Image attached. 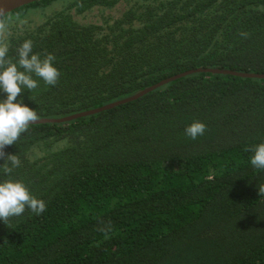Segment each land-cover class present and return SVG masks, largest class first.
Masks as SVG:
<instances>
[{
  "label": "trees",
  "instance_id": "16d2710c",
  "mask_svg": "<svg viewBox=\"0 0 264 264\" xmlns=\"http://www.w3.org/2000/svg\"><path fill=\"white\" fill-rule=\"evenodd\" d=\"M80 2L6 15L9 57L31 39L33 53L57 58L56 86L34 77L38 88L17 97L38 120L198 68L264 74V0ZM194 121L208 128L195 140L185 134ZM260 143L264 80L211 73L100 114L30 125L5 147L21 165L0 167V182L23 181L47 210L0 220V264H264V170L245 150Z\"/></svg>",
  "mask_w": 264,
  "mask_h": 264
},
{
  "label": "clouds",
  "instance_id": "9594fccd",
  "mask_svg": "<svg viewBox=\"0 0 264 264\" xmlns=\"http://www.w3.org/2000/svg\"><path fill=\"white\" fill-rule=\"evenodd\" d=\"M79 6H83L82 0ZM10 20L11 17L0 12V89L7 93V99L0 101V159L6 157V162L0 167L6 174H11L19 167L21 160L18 155L6 156L5 147L16 144L29 125L38 120L37 111L25 105L22 97L17 102V97L24 89L32 92L38 88L39 81L34 77L42 79L46 85L56 86L61 76L59 69L54 66L56 56L49 53L41 58L39 53H33L34 42L31 39L25 40L18 47V59L9 57L7 36L10 34ZM241 35L245 38L248 36L247 33ZM207 130L204 122L194 121L185 129V134L195 140ZM245 150L254 151L251 165L264 170V143ZM258 187L259 193L264 196V185ZM26 209L41 215L47 210V205L43 199L31 194L23 181L8 179L0 182V220L7 223L11 217L22 215ZM100 230L107 235L111 231V224Z\"/></svg>",
  "mask_w": 264,
  "mask_h": 264
},
{
  "label": "water",
  "instance_id": "95a60500",
  "mask_svg": "<svg viewBox=\"0 0 264 264\" xmlns=\"http://www.w3.org/2000/svg\"><path fill=\"white\" fill-rule=\"evenodd\" d=\"M42 0H3L2 3H0V12H3L5 15H8L24 6L30 5L32 3L35 2H40ZM197 73H211V74H218V75H230V76H235V77H240V78H247V79H260V80H264V74H255V73H246V72H236V71H232V70H228V69H213V68H198V69H194V70H190L178 75H175L173 77H170L168 79H165L163 81H161L160 83L151 86L145 90H142L130 97H127L125 99L116 101V102H112L110 104H107L105 106H102L100 108L97 109H93V110H88L85 112H81V113H77L65 118H59V119H40L37 120L35 122H32L30 125H43V124H61V123H67V122H71L80 118H85V117H89V116H93L96 114H100L112 109H115L117 107H120L122 105H126L128 103L137 101L139 99H141L142 97H144L145 95L163 87L166 86L172 82H175L179 79L185 78L187 76L193 75V74H197ZM29 125V126H30Z\"/></svg>",
  "mask_w": 264,
  "mask_h": 264
},
{
  "label": "rangeland",
  "instance_id": "374dc122",
  "mask_svg": "<svg viewBox=\"0 0 264 264\" xmlns=\"http://www.w3.org/2000/svg\"><path fill=\"white\" fill-rule=\"evenodd\" d=\"M54 8H55V10H56V9H60L61 6H60V4H58V5H54ZM120 11H121V10H116L115 13L118 14V13H120ZM110 13H112V11H110ZM34 18L37 19V20H39V18L37 17V15H35Z\"/></svg>",
  "mask_w": 264,
  "mask_h": 264
},
{
  "label": "snow or ice",
  "instance_id": "6c2138e0",
  "mask_svg": "<svg viewBox=\"0 0 264 264\" xmlns=\"http://www.w3.org/2000/svg\"><path fill=\"white\" fill-rule=\"evenodd\" d=\"M3 2V0H0V3H2Z\"/></svg>",
  "mask_w": 264,
  "mask_h": 264
}]
</instances>
